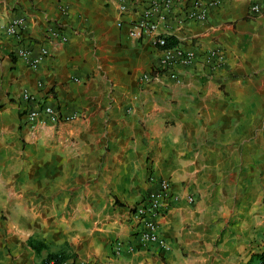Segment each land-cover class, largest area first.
<instances>
[{
	"label": "crops",
	"instance_id": "obj_1",
	"mask_svg": "<svg viewBox=\"0 0 264 264\" xmlns=\"http://www.w3.org/2000/svg\"><path fill=\"white\" fill-rule=\"evenodd\" d=\"M150 1L0 0V264H40L61 248L90 264H257L264 0H219L203 22L186 18L192 0H174L158 31L194 53L176 67L179 83L141 80L161 58L151 38L130 34ZM15 17L24 27L8 37ZM22 47L46 50L35 70L15 56ZM23 91L74 118L29 129ZM148 177L176 197L158 219L167 251L134 237L129 210ZM28 238L47 249L35 254ZM117 240L136 249L115 257Z\"/></svg>",
	"mask_w": 264,
	"mask_h": 264
},
{
	"label": "built area",
	"instance_id": "obj_2",
	"mask_svg": "<svg viewBox=\"0 0 264 264\" xmlns=\"http://www.w3.org/2000/svg\"><path fill=\"white\" fill-rule=\"evenodd\" d=\"M174 0H151L148 6L143 9L139 19L134 21L130 27V34L135 37H149L152 39L153 45L161 54L158 66L155 68L154 75H142L141 80L149 82L151 80L166 81L171 83H179V76L176 67H187L194 60V53L189 50H182L177 46L166 48V35L158 31L159 24L165 19V12H170ZM219 0H192L190 3L191 9L186 11V18L191 21L203 22L206 19L208 9L215 7ZM119 9H125L120 5ZM250 13L257 14L259 8L257 5H252L249 9ZM24 27V20L20 17H15L5 26L4 33L8 37H14L19 30ZM47 37L64 41V38L59 35L58 31L48 30ZM46 55V50L41 48L38 56L32 57L27 48H18L15 50V56L22 61L28 68L35 70L42 57ZM210 57L220 60V55L216 50H212L208 54ZM37 87H41L38 83ZM20 100L23 103L21 109L24 122L29 129L38 124H57L71 121L74 115L62 114L57 108L49 105L40 104L36 98L23 91L20 94ZM148 191L143 198L135 203L129 210L130 218L134 221L136 230L134 237L137 238L138 246L146 248L147 246H155L160 251L169 249L168 242L161 236L158 219L164 214L166 199L175 201L176 197L169 194V183L165 179H155L148 177ZM186 201L193 203L192 196H187ZM136 247L130 242L114 241L111 247V252L115 257L122 254L123 250L133 252ZM61 264H90L83 261L69 258Z\"/></svg>",
	"mask_w": 264,
	"mask_h": 264
},
{
	"label": "trees",
	"instance_id": "obj_3",
	"mask_svg": "<svg viewBox=\"0 0 264 264\" xmlns=\"http://www.w3.org/2000/svg\"><path fill=\"white\" fill-rule=\"evenodd\" d=\"M164 40V47L166 48L173 47L175 45L173 40L169 37L165 38ZM27 245L31 250L35 252V254H38L41 250L47 249V247L42 242L37 241L33 238L27 239ZM254 257L257 260V264H264V249L260 253L254 255ZM69 258H74V256L66 251L65 248H61L56 253H47L45 257L40 261V264H61L63 261Z\"/></svg>",
	"mask_w": 264,
	"mask_h": 264
}]
</instances>
